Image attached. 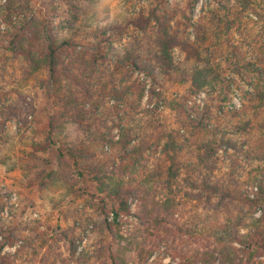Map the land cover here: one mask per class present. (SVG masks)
<instances>
[{"label": "trees", "instance_id": "1", "mask_svg": "<svg viewBox=\"0 0 264 264\" xmlns=\"http://www.w3.org/2000/svg\"><path fill=\"white\" fill-rule=\"evenodd\" d=\"M33 1L0 0L1 48L55 109L47 144L33 146L54 151L59 167L69 162L77 184L94 186L84 196L105 198L102 221L90 218L82 231L137 220L125 243L108 250L111 264H148L176 239L194 241L176 253L179 264H264V0H203L197 20L200 0H144L122 23L90 15L97 0H60L54 20L36 17ZM167 85L186 91L167 97ZM236 92L240 108L230 105ZM47 166L37 187L55 200L59 170ZM83 240L70 238L73 256Z\"/></svg>", "mask_w": 264, "mask_h": 264}, {"label": "rangeland", "instance_id": "2", "mask_svg": "<svg viewBox=\"0 0 264 264\" xmlns=\"http://www.w3.org/2000/svg\"><path fill=\"white\" fill-rule=\"evenodd\" d=\"M59 1L34 0V15L38 18L47 17L54 20L58 16L54 9L57 4L59 5ZM143 1L97 0L91 8H88L89 10L86 7L83 11L87 9L90 15H97L99 22L122 23L125 15L133 16L137 8L143 6ZM80 2L84 1L80 0ZM202 3L203 0H200L195 10V20L199 17ZM64 15L65 12L61 14L58 21ZM5 45L1 38L0 123L4 124L3 131L8 133L6 139L12 144L3 140L0 134V159L6 160L3 161L5 164L0 163V194L3 196L5 207L0 213L4 220L3 229L0 228V249L4 245L2 255H9L7 264H111L108 250L124 242L122 237H129L131 230L135 229L137 220L133 217L125 219L113 232L101 231L100 224L91 226L85 232L82 231L83 225L85 226L90 218H93V221L97 220L98 223L102 221L104 204L102 200L105 198L98 196L93 199L84 196L85 191H94V186L77 184V180H72L76 179L75 171L69 162H63L59 167L54 151L43 150L45 145L33 146L34 142L47 144L49 117L55 109L51 108V101L39 87L38 80L26 79L24 63L17 57H8V53L1 48ZM175 56L177 61L185 60V53L179 48L176 49ZM141 81L147 83L148 88L150 87L151 80L148 77L141 75ZM185 91L186 87L174 85H167L165 91L163 90L167 97L182 94ZM238 92L234 94L230 104L236 108L241 107V94ZM205 97V93H202L196 100L202 104L201 101ZM168 115V111H164L165 120ZM37 149L39 150L36 151ZM108 152L105 153L108 154ZM47 160H51L53 167L59 170L57 182L53 186L57 189L55 200L44 198L37 187L39 183L37 178L45 177L49 171ZM34 167H40V169H34ZM73 184H77L74 188L77 192L72 188ZM256 191L254 188L250 189L251 196ZM63 192L68 193L64 200L61 197ZM105 203L111 210L114 205L113 200L106 199ZM132 210L133 213L138 210L136 204L132 205ZM182 214L185 219L192 216L188 205L183 207ZM257 215L259 216L260 212ZM12 229L22 231L24 238L18 241L10 236L9 232ZM75 236H81L84 240L78 242V254L73 256L69 240ZM6 237L11 239L8 240ZM13 239L17 241L14 246H11ZM193 242V240L176 239L170 243V246L163 245L154 253L148 264H179L181 257L176 253L184 245H192ZM84 249L85 255L81 253ZM133 256V252L127 254L128 259ZM261 261L264 263V256Z\"/></svg>", "mask_w": 264, "mask_h": 264}, {"label": "built area", "instance_id": "3", "mask_svg": "<svg viewBox=\"0 0 264 264\" xmlns=\"http://www.w3.org/2000/svg\"><path fill=\"white\" fill-rule=\"evenodd\" d=\"M257 189H258L257 187L254 188V190H257Z\"/></svg>", "mask_w": 264, "mask_h": 264}]
</instances>
